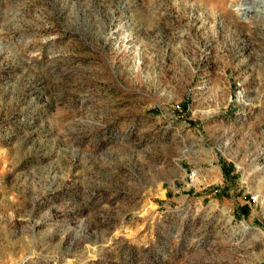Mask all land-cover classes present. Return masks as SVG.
I'll return each mask as SVG.
<instances>
[{"label":"rangeland","instance_id":"374dc122","mask_svg":"<svg viewBox=\"0 0 264 264\" xmlns=\"http://www.w3.org/2000/svg\"><path fill=\"white\" fill-rule=\"evenodd\" d=\"M0 264H264V0H0Z\"/></svg>","mask_w":264,"mask_h":264},{"label":"bare ground","instance_id":"6f19581e","mask_svg":"<svg viewBox=\"0 0 264 264\" xmlns=\"http://www.w3.org/2000/svg\"><path fill=\"white\" fill-rule=\"evenodd\" d=\"M249 4H250V3H249ZM242 8H243V7H242ZM244 8L246 9V10H245V12H246L247 10L250 9V5H247V6L244 5ZM243 12H244V11H243Z\"/></svg>","mask_w":264,"mask_h":264}]
</instances>
